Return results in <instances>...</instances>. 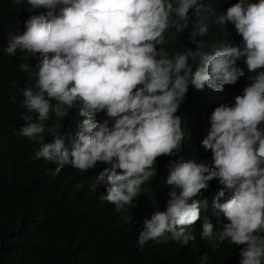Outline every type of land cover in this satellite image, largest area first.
Returning <instances> with one entry per match:
<instances>
[{"label":"clouds","instance_id":"obj_1","mask_svg":"<svg viewBox=\"0 0 264 264\" xmlns=\"http://www.w3.org/2000/svg\"><path fill=\"white\" fill-rule=\"evenodd\" d=\"M6 1L2 50L27 75L13 132L46 174L57 179L70 165L116 214L132 218L120 238L128 250L202 238L213 251L236 248L239 264H264V0H238L219 15L242 48L171 56L160 47L165 32H183L204 0ZM197 56L193 71L188 61ZM247 73H256L252 82ZM239 79L243 94L228 89ZM189 82L202 131L176 114ZM70 112L76 120L59 125ZM204 205L215 223L192 235ZM208 261L204 253L200 262Z\"/></svg>","mask_w":264,"mask_h":264},{"label":"trees","instance_id":"obj_2","mask_svg":"<svg viewBox=\"0 0 264 264\" xmlns=\"http://www.w3.org/2000/svg\"><path fill=\"white\" fill-rule=\"evenodd\" d=\"M237 2L204 0L199 12L195 10L191 14L189 11L188 27L183 32L169 28L160 47L170 56L186 50L212 54L221 44L242 48V37L225 34L217 23L220 13H226ZM9 8L8 2L1 0L0 17ZM14 18L15 14L7 16L9 23ZM205 25L207 32L200 35L199 29ZM3 36L0 35V264H201L200 257L204 253L208 254V264L223 261L239 264L236 248L222 247L213 251L202 238L190 241L187 246L176 242L174 246L142 253L128 250V242H121L120 238L122 232L132 226V218L116 214L98 198L88 178L76 173L70 165H66L69 171L51 179L13 132L21 114L17 90L27 80V75L4 55ZM199 62V56L188 61L193 71ZM237 66L244 70L241 60L237 61ZM255 75L247 73L245 79L252 82L249 77ZM229 86L233 92H244L240 79ZM194 90L189 82L176 114L184 115L191 123L187 125L189 130L202 131L205 124L198 119L192 98ZM70 118L76 120L70 112L64 119L58 118L57 123L63 125ZM51 127L49 124L48 128ZM188 142L195 140L188 138L185 143ZM188 152L193 155L194 149L190 146ZM206 220L215 223L210 205L203 206L200 220L187 231L202 235Z\"/></svg>","mask_w":264,"mask_h":264}]
</instances>
